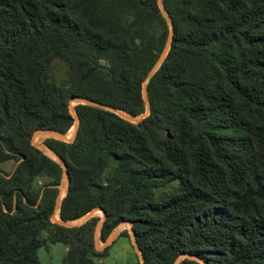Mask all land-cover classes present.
<instances>
[{
  "label": "trees",
  "instance_id": "obj_1",
  "mask_svg": "<svg viewBox=\"0 0 264 264\" xmlns=\"http://www.w3.org/2000/svg\"><path fill=\"white\" fill-rule=\"evenodd\" d=\"M161 5L173 34L146 101L170 33L158 0H0V163L16 162L0 170V264L55 243L61 264L108 253L99 217L52 222L63 168L32 144L66 134L72 110L74 140L42 142L67 165L61 221L101 208L103 242L130 221L143 264H264V0Z\"/></svg>",
  "mask_w": 264,
  "mask_h": 264
},
{
  "label": "rangeland",
  "instance_id": "obj_2",
  "mask_svg": "<svg viewBox=\"0 0 264 264\" xmlns=\"http://www.w3.org/2000/svg\"><path fill=\"white\" fill-rule=\"evenodd\" d=\"M66 71H67V65L62 60L56 59L52 62L51 69H50L51 78L55 80L57 83L61 84L63 82V80L65 79ZM75 104L76 103L74 101H71L70 107L73 108ZM122 114L126 117L128 115L124 112H122ZM74 132H75V128L74 126H72L65 135L68 138L67 136L68 134L72 138L74 135ZM43 140H44L43 137H36L33 141L36 145H41ZM174 186L175 184H170L166 186L165 190L172 189ZM93 216L99 217L100 218L99 223H100V221L103 218V213L99 211L94 212ZM89 217H90V214H86L82 218L69 221V224L79 225L83 223L85 220H87ZM55 219L53 218L52 222H55ZM56 220H59V219H56ZM46 231L43 232L44 236H46V233H47ZM125 231H127L128 235L126 236L120 235L122 232H125ZM111 235L113 236H112L111 241L108 244L110 245V248L108 250L107 255L103 257L95 258V261L98 264H130V263L135 262L136 260H140V253L135 247V243L133 241V238L131 237V224L129 222L123 221L120 224H118L109 234V236ZM96 242L98 246H104L106 243V241L103 242L99 239L98 234L96 236ZM65 249H66L65 245L62 243L50 244L47 247L41 246L37 249L38 260L40 264H61L63 257L66 253Z\"/></svg>",
  "mask_w": 264,
  "mask_h": 264
},
{
  "label": "water",
  "instance_id": "obj_3",
  "mask_svg": "<svg viewBox=\"0 0 264 264\" xmlns=\"http://www.w3.org/2000/svg\"><path fill=\"white\" fill-rule=\"evenodd\" d=\"M158 4L160 5V9H161V12L164 16V18L166 19V21L168 22L169 24V27H170V33H169V37H168V41H167V44H166V47L162 53V55L160 56L159 60L155 63V65L152 67V69L148 72L147 74V77H146V80H145V83H144V86H143V90H142V93H143V97L144 99L147 101V92H146V83L147 81L150 79V77L156 72V70L159 68V66L161 65L162 61L164 60L165 56L167 55L168 53V50L170 48V43H171V40H172V34H173V25H172V21L170 20L169 16L167 15V13L165 12V10L163 9L162 5H161V0H158ZM71 101H74L76 104H85V105H91V106H96V107H100V108H105V109H109L113 112H116L118 113L120 116H123L125 117L126 119H128L129 121H132V122H138L141 118L145 117L146 115H148V109L146 110V112L136 118H133L131 117L130 115H127L124 116L122 114L123 111H118L112 107H108V106H105L104 104H101V103H98V102H95L93 100H89V99H85V98H74L72 99ZM72 114L75 118V122H74V128H75V132H74V135L72 138L68 139L66 137L65 134H62V133H59L57 131H54V130H41V131H37L33 134L32 136V144L35 145L38 149H40L42 152H44L45 148L49 149L51 152H53L56 157H57V160L58 162L61 163L62 165V168H63V173H62V178H61V183L60 185L58 186L59 188V193H58V196H57V199H56V205H55V212L52 216V219L54 218L55 219V214L58 213L59 215V210H60V206H61V203H62V199L63 197L65 196V194H63V190L66 189L67 190V187H68V184H69V175H68V171H67V165L66 163L64 162L63 159H61L53 150H51L50 148H48L46 145L44 144H41V145H36L34 143V139L36 137H43L44 139L45 138H55V139H58V140H62V141H66V142H72L74 140V137L76 135V132H77V129H78V119H77V116L76 114L74 113V111L72 110ZM53 159V158H52ZM55 160V159H54ZM97 211H102L103 213V218L102 220L100 221V223H98L97 225V234L99 233V230L100 228L102 227L103 225V222H104V219L106 217L105 215V212L101 209V208H95L93 209L91 212H89L88 214H90V217H93V214L94 212H97ZM89 217V218H90ZM88 218V219H89ZM86 221V220H85ZM55 222H58L62 225H65V226H72L71 224H69V222H63L61 221L60 217H59V220H56L55 219ZM129 222L130 224H132L130 221H127ZM112 236H109V238L106 240V243L104 246H98L97 245V242L95 243L97 249L99 250H102L104 249L106 246H108L109 242L111 241L112 239ZM131 237L133 238V241L135 243V247L137 248V250L139 251L138 247H137V244H136V241H135V236H134V232L131 228ZM140 253V252H139ZM183 258H189V259H194L202 264H206L203 260L195 257V256H192V255H188V254H182L173 264H178V262L180 260H182ZM140 262L143 264V259H142V256L140 254Z\"/></svg>",
  "mask_w": 264,
  "mask_h": 264
},
{
  "label": "crops",
  "instance_id": "obj_4",
  "mask_svg": "<svg viewBox=\"0 0 264 264\" xmlns=\"http://www.w3.org/2000/svg\"><path fill=\"white\" fill-rule=\"evenodd\" d=\"M15 165H16V162H14L13 160H7V161L0 163V170H2L3 172H5L7 174H10L13 171ZM64 190L66 193V189H64ZM64 190L62 193H64ZM66 250H67V248L65 249V251Z\"/></svg>",
  "mask_w": 264,
  "mask_h": 264
},
{
  "label": "bare ground",
  "instance_id": "obj_5",
  "mask_svg": "<svg viewBox=\"0 0 264 264\" xmlns=\"http://www.w3.org/2000/svg\"><path fill=\"white\" fill-rule=\"evenodd\" d=\"M124 113H125V112H124ZM67 136H68V138H71L70 135L67 134ZM36 143H37V141H36ZM44 152H45L47 155L51 156L53 159L57 160L56 155H55L53 152H51L49 149L45 148ZM64 194H65V192H64ZM97 212H98V211H97ZM99 212H102V211H99ZM55 218H56V219H59V215H58V213L55 214Z\"/></svg>",
  "mask_w": 264,
  "mask_h": 264
}]
</instances>
